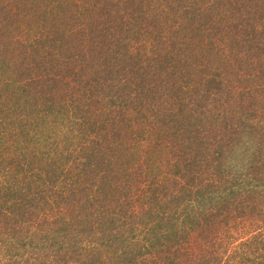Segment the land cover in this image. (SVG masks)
<instances>
[{"label": "trees", "instance_id": "16d2710c", "mask_svg": "<svg viewBox=\"0 0 264 264\" xmlns=\"http://www.w3.org/2000/svg\"><path fill=\"white\" fill-rule=\"evenodd\" d=\"M0 264H264V0H0Z\"/></svg>", "mask_w": 264, "mask_h": 264}, {"label": "rangeland", "instance_id": "374dc122", "mask_svg": "<svg viewBox=\"0 0 264 264\" xmlns=\"http://www.w3.org/2000/svg\"><path fill=\"white\" fill-rule=\"evenodd\" d=\"M251 143V142H250ZM242 154V152L241 151H237V155L238 156H240ZM234 161L237 163V164H239L240 166H242V159H241V157H237V158H235L234 159ZM232 162V161H231ZM231 162H228V164H231ZM243 167V166H242Z\"/></svg>", "mask_w": 264, "mask_h": 264}]
</instances>
